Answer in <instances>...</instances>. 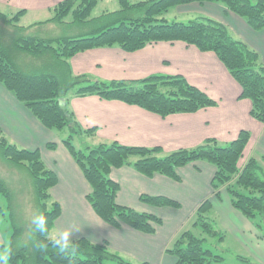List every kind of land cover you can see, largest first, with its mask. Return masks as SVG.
Returning <instances> with one entry per match:
<instances>
[{
  "label": "trees",
  "instance_id": "1",
  "mask_svg": "<svg viewBox=\"0 0 264 264\" xmlns=\"http://www.w3.org/2000/svg\"><path fill=\"white\" fill-rule=\"evenodd\" d=\"M99 1L61 0L51 8L53 14L50 18L29 25L19 23L26 9L10 15L0 10V83L43 126L50 130H68V135L61 142L90 185L86 198L104 222L115 228L127 225L149 234L161 224V219L155 215L116 201L119 186L110 177L112 168L130 165L145 176L160 173L178 181L179 167L205 160L215 168L211 181L213 195L220 199L221 193L225 192L231 206L261 229L264 226V154L249 156L240 165L250 138L249 131L241 130L226 144L219 143L216 138H208L193 148L164 152L160 147L128 146L116 140H99L97 127H82L69 107L70 96L97 95L166 117L216 106L214 99L180 74H151L135 80H102L90 74H74L69 59L79 52L98 47L116 46L126 52H134L160 41H182L202 52L216 55L240 86L239 98L250 101V116L264 124V65L258 52L245 41L231 36L225 25L213 18L200 16L182 22L168 21L162 16L174 5L220 2L228 11L242 17L252 29L259 30L264 28V0H118V10L91 17ZM127 12H137L138 15L126 16ZM102 18L106 21L96 22ZM58 25L90 26L79 34L57 38H45L34 33ZM82 136L96 138L97 142L78 148L73 139ZM46 147L55 149L56 143L48 142ZM0 157L3 163L27 171L33 187L28 214L32 217L30 211L34 209L37 215L43 213L48 222V231L42 234L29 220V237H21L23 225L18 223L17 217L21 219L23 210H13V191L7 180L0 176V193L8 199V216L13 226L8 256L0 264H131L112 251L106 242L96 244L83 237L72 239L77 249L73 254L58 252L50 244L43 251L38 249L37 243H48L50 231L61 212L59 203L50 195L57 176L46 166L38 148L30 149L11 142L1 126ZM140 199L156 206L179 207L178 202L164 196L141 195ZM211 210L210 200H204L192 220V228L200 227L202 235L220 233L214 229L212 218L215 217ZM219 240L223 237L219 236ZM205 241V236H198L186 228L166 251L175 256V264H226L223 254L214 253L205 246ZM0 257L4 256L0 253Z\"/></svg>",
  "mask_w": 264,
  "mask_h": 264
},
{
  "label": "crops",
  "instance_id": "2",
  "mask_svg": "<svg viewBox=\"0 0 264 264\" xmlns=\"http://www.w3.org/2000/svg\"><path fill=\"white\" fill-rule=\"evenodd\" d=\"M60 1L0 0V4L26 9V15L29 11L49 12ZM179 6L200 13L197 17L206 16L223 23L231 36L245 41L258 52L264 65V28L252 29L242 17L228 11L220 2H190ZM69 64L74 74H90L102 80L180 74L217 102L216 106L194 113L161 117L120 100H106L97 95L70 96L69 107L76 118L84 128L97 127L99 140L160 147L170 152L196 147L208 138L226 144L241 130H247L250 138L243 151L242 164L249 156L264 154V124L250 116V101L239 98L240 86L213 52H202L182 41H160L134 52L116 46L88 49L72 56ZM0 126L11 142L30 149L38 148L46 166L56 174L57 182L50 188V195L59 203L61 212L52 228H79L71 240L83 237L96 244L106 242L112 251L131 264H175V256L166 249L184 228L192 225L196 209L209 199L211 213L223 229L237 233L246 248L264 251V239L260 240L253 224L231 206L228 195L222 192L220 199L213 195L211 181L215 168L208 161L197 160L179 167L178 181L160 173L145 176L130 165L111 169L110 177L119 186L116 201L161 219L155 232L149 234L127 225L115 228L93 211L86 198L90 185L62 144V138L43 126L1 83ZM48 142H55V149H48ZM141 195L164 196L178 202L179 207L149 204L140 199Z\"/></svg>",
  "mask_w": 264,
  "mask_h": 264
},
{
  "label": "rangeland",
  "instance_id": "3",
  "mask_svg": "<svg viewBox=\"0 0 264 264\" xmlns=\"http://www.w3.org/2000/svg\"><path fill=\"white\" fill-rule=\"evenodd\" d=\"M135 2V0H132ZM11 5V4H9ZM56 5V4H55ZM53 7V6H52ZM51 7V8H52ZM14 8V7H13ZM11 6H6L4 3L0 4V10L4 13L10 15L11 13H15L19 9H13ZM120 8L118 0H100L97 5L94 7L91 17H96L101 15L105 11H115ZM198 12V11H197ZM53 14L52 9L50 11H43L40 13H34L33 11H29L28 14L24 15L19 23L23 25H29L33 22H39L50 18ZM200 13H196L192 10H188L187 8H183V6L174 5L171 6L166 12L162 14L168 21L177 20L182 22H187L189 20L195 19ZM137 12H127L126 16H137ZM106 19H100L96 21L97 23H103ZM94 23V22H93ZM91 24V23H90ZM90 25H86L89 27ZM86 27L80 26H72V25H58V26H49L47 31L42 32L41 30L34 31V33L38 36H42L45 38H57L61 36H70L79 34L83 32ZM77 31V32H76ZM55 133L59 138H65L68 135V130H51ZM6 135V134H5ZM97 142L96 138L82 136V137H74L73 143L76 147L81 148L85 144H92ZM244 159H241L240 164ZM0 176H3L7 182L9 183L10 188L13 191V195L15 200H13L12 208L14 211L23 210V215H21V219L17 217V221L19 220V224L23 225V233L21 237H29L30 233V221L31 216L28 214V208L30 209V203L32 201V182L29 177L27 171L23 168L15 167L8 163H3L0 157ZM9 202L7 197L0 193V243L3 246L0 247V253L7 258L8 256V243L11 233L13 231V226L11 224V220L9 219ZM33 216L37 215L35 210L30 211ZM214 216V215H212ZM213 219L214 229L218 230L220 233L216 235H208L203 234L200 227L195 229L192 228V225H188L186 228H190L196 235L205 236V246L209 247L214 253H221L224 257V263L226 264H264V251L261 249L257 250L255 247L246 248L243 243H241L238 239V234L228 229L225 230L218 223V221ZM194 220V218L192 219ZM184 228V229H186ZM254 231L257 233L258 237L264 239V226L262 225L261 229L254 226ZM183 229V230H184ZM54 228L50 231V236L54 232ZM219 236L223 237V240H219ZM261 236V237H260ZM264 245V242H262ZM254 246V245H253ZM223 250V251H222Z\"/></svg>",
  "mask_w": 264,
  "mask_h": 264
},
{
  "label": "clouds",
  "instance_id": "4",
  "mask_svg": "<svg viewBox=\"0 0 264 264\" xmlns=\"http://www.w3.org/2000/svg\"><path fill=\"white\" fill-rule=\"evenodd\" d=\"M32 223L36 226L35 230H38L40 233L44 234L48 231V222L47 217L41 213L31 217ZM79 228H63L56 229L50 236L48 243H37L36 247L40 250H45L49 244L58 250V252L65 253V255L73 254L77 251L74 247V244L71 240V237L74 235V232ZM69 251H65V250ZM6 259V257H0V261Z\"/></svg>",
  "mask_w": 264,
  "mask_h": 264
}]
</instances>
